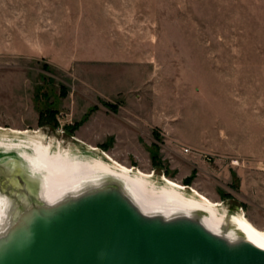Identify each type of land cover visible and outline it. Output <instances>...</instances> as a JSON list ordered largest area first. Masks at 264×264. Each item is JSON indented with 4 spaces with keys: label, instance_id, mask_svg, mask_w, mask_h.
Returning a JSON list of instances; mask_svg holds the SVG:
<instances>
[{
    "label": "rangeland",
    "instance_id": "obj_1",
    "mask_svg": "<svg viewBox=\"0 0 264 264\" xmlns=\"http://www.w3.org/2000/svg\"><path fill=\"white\" fill-rule=\"evenodd\" d=\"M0 128L98 148L264 232V0H0Z\"/></svg>",
    "mask_w": 264,
    "mask_h": 264
},
{
    "label": "water",
    "instance_id": "obj_2",
    "mask_svg": "<svg viewBox=\"0 0 264 264\" xmlns=\"http://www.w3.org/2000/svg\"><path fill=\"white\" fill-rule=\"evenodd\" d=\"M23 151L0 145V264H264L233 226L146 209L116 177L54 191Z\"/></svg>",
    "mask_w": 264,
    "mask_h": 264
},
{
    "label": "bare ground",
    "instance_id": "obj_3",
    "mask_svg": "<svg viewBox=\"0 0 264 264\" xmlns=\"http://www.w3.org/2000/svg\"><path fill=\"white\" fill-rule=\"evenodd\" d=\"M1 130L3 128H0V145L23 149V156L33 167L46 170L48 186L54 191H67L88 182L93 183L105 175L113 176L124 181L135 199L146 209L200 212L205 223L213 230L222 231L227 226H233L254 244L264 248V232L255 229L243 213L227 214L220 209V202H210L190 186L178 185L166 177L159 179L161 185H156L152 180L154 176L150 173L125 168L106 153L87 144L71 151L61 146H52L50 142L45 143L41 137L34 136L35 132L29 130H10L9 133ZM9 134L12 138L8 137ZM83 149L97 152V155L83 152Z\"/></svg>",
    "mask_w": 264,
    "mask_h": 264
},
{
    "label": "built area",
    "instance_id": "obj_4",
    "mask_svg": "<svg viewBox=\"0 0 264 264\" xmlns=\"http://www.w3.org/2000/svg\"><path fill=\"white\" fill-rule=\"evenodd\" d=\"M184 153H190L189 149H185ZM234 164V163H233Z\"/></svg>",
    "mask_w": 264,
    "mask_h": 264
}]
</instances>
